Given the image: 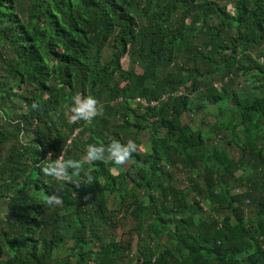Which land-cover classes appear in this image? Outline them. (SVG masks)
Returning <instances> with one entry per match:
<instances>
[{"label":"trees","instance_id":"trees-1","mask_svg":"<svg viewBox=\"0 0 264 264\" xmlns=\"http://www.w3.org/2000/svg\"><path fill=\"white\" fill-rule=\"evenodd\" d=\"M113 140L125 164L83 160ZM0 201V264H264V0H0Z\"/></svg>","mask_w":264,"mask_h":264},{"label":"clouds","instance_id":"clouds-1","mask_svg":"<svg viewBox=\"0 0 264 264\" xmlns=\"http://www.w3.org/2000/svg\"><path fill=\"white\" fill-rule=\"evenodd\" d=\"M96 104V99L90 95L83 98L78 96L74 97L73 106L71 107L72 114L69 116V122H75L76 120L90 122L93 117L99 115ZM135 151L136 145L133 141L129 140L126 144H121L113 140L106 149L102 146L88 145L83 160L91 163L95 161H104L108 158L111 159L115 165H123L132 158V153ZM105 152H107V157H105ZM81 171V161L72 159L63 160L59 157L55 160H50V162L42 168V172L46 176L69 182L76 186L80 184L74 178L77 177ZM84 178L88 183H91L93 179L87 172H85ZM44 202L49 205H59L62 203V200L58 195L52 194L46 196ZM6 211L5 209V212Z\"/></svg>","mask_w":264,"mask_h":264},{"label":"rangeland","instance_id":"rangeland-1","mask_svg":"<svg viewBox=\"0 0 264 264\" xmlns=\"http://www.w3.org/2000/svg\"><path fill=\"white\" fill-rule=\"evenodd\" d=\"M226 9H227V12L230 15H233L234 14V9H233L232 2L227 3ZM217 21H218L217 19H211L210 23H217ZM187 23H188V21H187ZM110 52L111 51L109 49H105L103 51V54H102V57H103L102 59L103 60L108 59V57L110 55ZM122 64H123V68H127V61L126 60H123ZM249 82H251V80L248 81V82H246L245 81V78L243 76H240L238 78V80L235 81V84H236L237 89H238L237 92H249L248 98L251 97V93L250 92H253L251 90L252 84L249 83ZM255 92L259 93L261 91L257 90ZM244 99H246V97ZM203 116H205V114L203 113L202 110L201 111L192 110L191 113H188L185 116V120L188 123H190V124H192L194 126H197L198 124H201L200 123V119ZM202 127H203L202 128L203 130L207 129V125L206 124L205 125L202 124ZM237 134L240 136V131H237ZM139 135H140V139H141L142 143L144 145L147 144L148 137H147L146 132L145 133H142V134L140 133ZM232 153H234L233 150H232ZM174 173L178 177V180L176 179V183H175L176 186H178V187H185L188 184V181L185 179V176H186L187 171L185 170L184 172H180V173L178 171H174ZM243 190H245V189L244 188L243 189L239 188V189H236L234 192H242ZM0 205H3L1 201H0ZM125 229L126 230L127 229H131V225L130 224L126 225V228ZM63 252H64V250H60L59 253L58 252H55L54 255L56 253L59 254V255H61V253H63Z\"/></svg>","mask_w":264,"mask_h":264},{"label":"built area","instance_id":"built-area-1","mask_svg":"<svg viewBox=\"0 0 264 264\" xmlns=\"http://www.w3.org/2000/svg\"><path fill=\"white\" fill-rule=\"evenodd\" d=\"M135 101L140 102L143 106H146V105H153V104H155V102L147 103L146 101H144V100L141 99V98H136ZM75 135H76V133H75L73 136H75ZM58 157L62 159V158H63V154H60Z\"/></svg>","mask_w":264,"mask_h":264}]
</instances>
